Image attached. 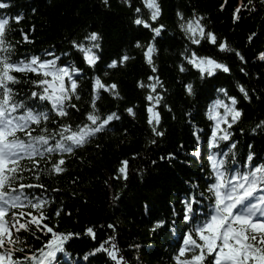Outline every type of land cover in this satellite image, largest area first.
<instances>
[{"label": "trees", "instance_id": "obj_1", "mask_svg": "<svg viewBox=\"0 0 264 264\" xmlns=\"http://www.w3.org/2000/svg\"><path fill=\"white\" fill-rule=\"evenodd\" d=\"M4 2L10 7L0 9V14L23 16L19 24L12 25L17 31L10 39L21 41L16 57L43 56L46 51H52L64 64L73 63L82 69V101L76 102L80 112L72 113L73 122L78 123L80 114L89 109L90 81L94 75H100L106 83H117L122 97L117 100L104 94L97 102L104 113L118 110L121 120L83 148L66 155L65 172L49 175L47 168L51 165L41 161L39 181L31 178V173H25L28 179L24 182L43 184L47 190L43 194L52 201L46 208L49 226H56L55 230L62 233L79 234L66 243L65 252L54 264H113L103 252L89 256L87 261L83 259L109 237H114L128 264H175L181 232L171 223L167 225V231L153 232L152 229L160 219H176L182 228L183 222L173 213L179 211L181 201L193 191L198 197L201 192L205 194L203 203L197 207L208 211V155L220 149L209 147L212 124L206 112L215 99L224 98L220 89L235 96L237 107L242 110V116L231 129L232 141L237 144L235 164L231 166L246 170L249 164L264 163V128L257 127L264 121V61L257 58L264 52V3L252 0L251 10H242L240 18L234 21V9L241 0H227L226 3L225 0H158L161 15L155 26L162 24L164 30L155 41V65L156 75L166 91L157 108L160 114L157 127L164 135L156 137L147 123V90L137 86L138 81L147 82V77L152 75L142 49L135 47L137 42L146 46L154 35L150 29L133 23L135 7H141L142 14L148 12L143 8L142 0H130L132 7L125 0H109L108 5L102 0ZM243 3L247 4L248 0ZM177 12L186 17L193 12L204 16L208 30L240 52L246 63L234 52L219 53L215 47L206 45L200 49V54L215 56L230 67V72L221 71L215 78L205 80H201L193 69L181 73V52L187 41L177 27ZM91 32L102 37L99 52L102 59L95 69L83 63V54L71 44L73 40L82 41ZM22 33L28 35L31 43L23 42ZM123 54L133 58L117 69L107 68L112 59ZM105 71L109 73L107 77L103 76ZM186 83L193 84L195 95L187 94ZM241 84L250 99H245L239 92ZM15 87L21 95L32 89L27 82ZM129 107L133 108L135 116L126 112ZM153 139L155 144L150 143ZM221 149L227 151L225 144H221ZM197 151L199 156L195 155ZM249 154L253 156L252 161L247 160ZM124 159L129 160L128 178L117 180V169ZM23 163L31 167L29 161ZM57 209H62L59 217L55 215ZM109 224L114 228H108ZM87 227H94L95 240L85 234ZM48 238L40 232L35 236L21 234V239L33 250L41 248Z\"/></svg>", "mask_w": 264, "mask_h": 264}, {"label": "snow or ice", "instance_id": "obj_2", "mask_svg": "<svg viewBox=\"0 0 264 264\" xmlns=\"http://www.w3.org/2000/svg\"><path fill=\"white\" fill-rule=\"evenodd\" d=\"M108 2L102 0L104 5H108ZM125 3L132 7L130 0H125ZM251 5L252 0H248L247 4L241 0L234 9V21L240 18L242 10H251ZM142 6L148 10L147 14H142L141 7H135L133 23L150 29L154 35L146 46L137 42L135 47L142 49L152 75L147 77V82L138 81L137 86L147 90V123L153 135L161 137L164 133L157 127L160 123L157 108L164 100L163 92L166 89L156 75L155 41L162 35L164 25L155 26L161 15L158 0H142ZM9 7V3L0 0V9ZM223 8L224 5L221 10ZM22 19L20 14L15 17L0 14V264H54L58 254L65 252L66 243L79 234L62 233L55 230L56 226H49L46 208L52 201L43 194L47 191L43 184L24 182L28 179L25 173H31V178L39 181L42 174L41 161L51 165L47 168L49 175L65 172L66 155L83 148L98 134L121 120L118 110L104 113L97 102L102 100L104 94L117 100L122 97L117 83H106L100 75H94L90 81L89 109L80 114L78 123L73 122L72 113L80 112L76 102L82 101V69L73 63L64 64L61 57L52 51H46L43 56L33 54L16 57V49L21 41L10 37L17 31L12 27L13 23L19 24ZM204 21L205 17L195 12L189 17L177 12V27L187 41V46L181 52L179 71L186 73L193 69L201 80L215 78L221 71L229 73L230 67L215 56L200 54V49L206 45L215 47L219 53L234 52L246 63L245 57L226 40H220L214 32L208 30ZM101 39L99 33L91 32L80 42L71 41L72 47L83 54L82 61L90 69H95L102 59L99 54ZM251 39L250 36L249 41ZM22 40L31 43L26 33H22ZM132 58L123 54L112 59L107 68L117 69ZM257 58L264 61V52H260ZM241 71L244 69L241 68ZM108 75L107 71L103 73L104 77ZM19 76L25 77V81ZM29 76L34 79H27ZM23 82L32 85V89L21 95L15 86ZM238 89L245 99H250L242 84ZM185 90L188 95H195L192 83H186ZM219 91L224 94V98L215 99L206 112L212 124L209 147L220 149L208 155V211L205 212L203 208L198 210L197 207L203 203L205 194L201 192L198 197L193 191L181 201L179 211L173 213L183 222L182 228L176 219H160L152 231H167V225L171 223L181 232L180 241L176 245L175 264H264V163L249 164L246 170L231 166L235 164L237 149V144L232 141L231 129L242 116V110L237 107L235 96L228 95L225 89ZM126 112L135 116L132 107L127 108ZM257 127L264 128V121ZM150 143L155 144V139ZM222 143L227 151L221 149ZM195 155L199 156L200 152L197 151ZM247 160H253L252 154L247 156ZM24 161H29L31 167H26ZM128 168L129 160H121L115 179L126 180ZM61 212L62 209H57L55 215L59 217ZM107 227L114 228L111 224ZM36 232L49 238L41 248L33 250L27 247L21 234L30 233L35 236ZM85 234L94 240L96 238L94 227H87ZM101 252L113 264H128L114 237L101 242L83 259L87 261L89 256Z\"/></svg>", "mask_w": 264, "mask_h": 264}]
</instances>
